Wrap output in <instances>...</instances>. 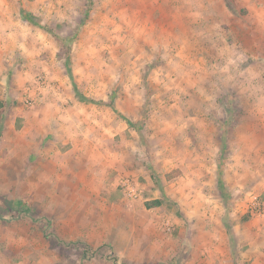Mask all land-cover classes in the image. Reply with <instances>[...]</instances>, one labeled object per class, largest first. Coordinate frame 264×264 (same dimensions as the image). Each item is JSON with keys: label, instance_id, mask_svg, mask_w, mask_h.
<instances>
[{"label": "clouds", "instance_id": "clouds-1", "mask_svg": "<svg viewBox=\"0 0 264 264\" xmlns=\"http://www.w3.org/2000/svg\"><path fill=\"white\" fill-rule=\"evenodd\" d=\"M0 264H264V0H0Z\"/></svg>", "mask_w": 264, "mask_h": 264}]
</instances>
